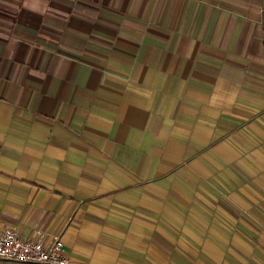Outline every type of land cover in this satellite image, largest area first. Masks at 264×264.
Wrapping results in <instances>:
<instances>
[{
  "label": "crops",
  "instance_id": "1",
  "mask_svg": "<svg viewBox=\"0 0 264 264\" xmlns=\"http://www.w3.org/2000/svg\"><path fill=\"white\" fill-rule=\"evenodd\" d=\"M4 227L70 264H264V0H0Z\"/></svg>",
  "mask_w": 264,
  "mask_h": 264
},
{
  "label": "built area",
  "instance_id": "2",
  "mask_svg": "<svg viewBox=\"0 0 264 264\" xmlns=\"http://www.w3.org/2000/svg\"><path fill=\"white\" fill-rule=\"evenodd\" d=\"M12 262L31 264H70L65 244L56 237L51 245L39 240L27 239L16 229H0V264Z\"/></svg>",
  "mask_w": 264,
  "mask_h": 264
}]
</instances>
